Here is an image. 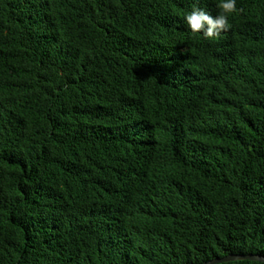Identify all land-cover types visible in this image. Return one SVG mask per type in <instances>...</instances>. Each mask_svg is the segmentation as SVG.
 I'll return each instance as SVG.
<instances>
[{
  "label": "trees",
  "instance_id": "trees-1",
  "mask_svg": "<svg viewBox=\"0 0 264 264\" xmlns=\"http://www.w3.org/2000/svg\"><path fill=\"white\" fill-rule=\"evenodd\" d=\"M0 0V264L264 255V0ZM219 264H264L233 260Z\"/></svg>",
  "mask_w": 264,
  "mask_h": 264
},
{
  "label": "clouds",
  "instance_id": "clouds-1",
  "mask_svg": "<svg viewBox=\"0 0 264 264\" xmlns=\"http://www.w3.org/2000/svg\"><path fill=\"white\" fill-rule=\"evenodd\" d=\"M216 8L215 15L198 6L185 13L183 20L192 34L213 40L229 30L230 18L239 11L237 0H216Z\"/></svg>",
  "mask_w": 264,
  "mask_h": 264
},
{
  "label": "water",
  "instance_id": "water-1",
  "mask_svg": "<svg viewBox=\"0 0 264 264\" xmlns=\"http://www.w3.org/2000/svg\"><path fill=\"white\" fill-rule=\"evenodd\" d=\"M256 260V261H264V255L262 254H254V253H249V254H229L224 257H217L209 261H205L201 264H219L222 262H228V261H233V260Z\"/></svg>",
  "mask_w": 264,
  "mask_h": 264
}]
</instances>
